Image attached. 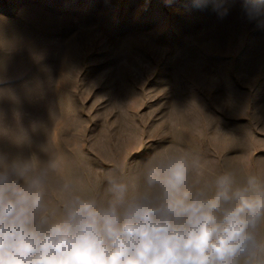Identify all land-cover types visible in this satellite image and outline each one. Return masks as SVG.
Wrapping results in <instances>:
<instances>
[{"label": "rangeland", "instance_id": "1", "mask_svg": "<svg viewBox=\"0 0 264 264\" xmlns=\"http://www.w3.org/2000/svg\"><path fill=\"white\" fill-rule=\"evenodd\" d=\"M0 264H264V0H0Z\"/></svg>", "mask_w": 264, "mask_h": 264}]
</instances>
